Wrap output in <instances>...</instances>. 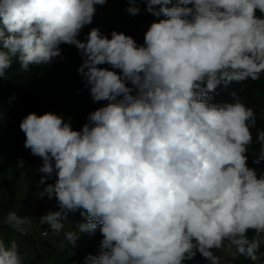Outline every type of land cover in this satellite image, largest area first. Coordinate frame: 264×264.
Listing matches in <instances>:
<instances>
[{
	"label": "clouds",
	"instance_id": "clouds-1",
	"mask_svg": "<svg viewBox=\"0 0 264 264\" xmlns=\"http://www.w3.org/2000/svg\"><path fill=\"white\" fill-rule=\"evenodd\" d=\"M140 3L151 19L143 44L94 27L113 0H0V85L14 71L17 91L42 92L47 76L32 87L33 71L65 72L78 50L93 99L73 105L80 117L33 112L20 123L24 147L42 158L39 196L59 207L40 217L38 236L48 224L75 246L64 221L82 209L79 231L102 225L103 235L85 264H185L197 253L222 264L214 250L261 264L264 173L248 165L264 161V130L243 95L264 75V0H128L123 9L136 16ZM0 223L26 235L30 218L11 211ZM0 264H23L2 235Z\"/></svg>",
	"mask_w": 264,
	"mask_h": 264
},
{
	"label": "trees",
	"instance_id": "trees-1",
	"mask_svg": "<svg viewBox=\"0 0 264 264\" xmlns=\"http://www.w3.org/2000/svg\"><path fill=\"white\" fill-rule=\"evenodd\" d=\"M113 2L115 3L113 10L99 11L94 27L100 28L109 38H111V32L115 30L131 35L138 44H143L144 40L139 41L138 39L145 35L151 25V19L143 7L146 4L140 3L142 11L136 16H132L123 9L124 4L126 9L129 7L128 0H113ZM257 15L264 14L257 12ZM150 17L154 16L150 14ZM86 35L82 31L80 37L84 39ZM81 64L82 58L77 50L75 56L67 63L65 72L55 68L52 70L44 67L35 69L32 74L34 81L32 87L41 80L42 76H47L46 83L42 86L43 91L36 94L31 91V88H26L21 93L11 85L14 75L17 73L14 71L10 74L12 78L7 80L9 82L0 85V115L3 116V120L0 121V208L9 212L16 211L22 217L28 216L37 230H40L39 225L42 224L40 217L49 211L59 210V207L55 198L41 202V197H36L37 191H42L46 186L39 183L44 175L39 172L42 158L33 156L31 150L24 147L26 136L20 128V123L26 115L33 112L43 115L46 112L61 114L64 111L66 114L80 117L82 113L76 111L73 105L83 102L87 98H90V103H93L90 92L84 87L82 78L77 71ZM13 85L15 84L13 83ZM252 85H254L253 88L249 93L243 95V99L262 115L257 121L256 133H258V131L264 130V75ZM260 149L259 143L248 148L246 153L248 160L252 158L256 160ZM21 159L24 161L23 168L17 166ZM248 166L256 169L258 176L264 173V161ZM55 178L49 179L48 183H54ZM20 181H24L31 188L27 192L26 199L22 198L15 188V186H22ZM32 204H37L38 207L29 209L28 207ZM27 208L31 214L25 212ZM81 211L84 210L69 213L68 219L64 221V231L75 230L79 234L75 246L65 238L63 233L53 232L48 224H43L49 230L47 236H38L37 240L31 234L21 235L4 223H0V235L6 242H11L15 240L16 233L20 234L19 236L23 240L15 241L22 255L23 264H85V258L89 254L99 255L103 235L100 232L102 225H98L94 232L79 231V224L87 223L86 216H82ZM44 229L42 228V230ZM249 235L251 236L252 233ZM214 252L219 256L223 251L214 250ZM262 254H264V244L261 245L258 253L261 255V264H264V255ZM185 264H207V261L197 253L192 260H186ZM234 264H253V262L246 259L245 261L237 260Z\"/></svg>",
	"mask_w": 264,
	"mask_h": 264
},
{
	"label": "rangeland",
	"instance_id": "rangeland-1",
	"mask_svg": "<svg viewBox=\"0 0 264 264\" xmlns=\"http://www.w3.org/2000/svg\"><path fill=\"white\" fill-rule=\"evenodd\" d=\"M21 182V184H22V186H15V188L18 190V192L20 193V196L22 197V198H24V199H26L27 198V192L31 189L29 186H27L24 182H22V181H20ZM8 187V186H7ZM40 190H38L37 191V193H36V197H40L39 195H40ZM41 199V202H43V201H45V200H47V199H49L46 195L45 196H43L42 198H40ZM24 207V206H23ZM38 207V205L37 204H32V205H30L28 208L29 209H36ZM26 209V213H29V214H31V211L29 210V209ZM7 213H9V211L8 210H5L4 208H0V220H2V218H3V216H5ZM25 228L27 229V234H31V235H33L35 238H36V240H37V236H38V234H40V230H37V227H35L33 224H32V221H30V223L29 224H27V225H25ZM17 235H16V237L14 238L15 240H23V238H21L19 235L20 234H18V233H16ZM227 255L228 254H225L224 252H222L220 255H219V257L223 260V263L222 264H231V261H230V259H228L227 258Z\"/></svg>",
	"mask_w": 264,
	"mask_h": 264
}]
</instances>
